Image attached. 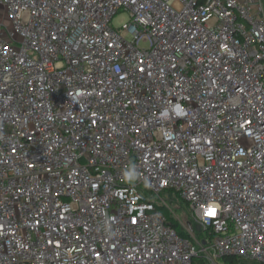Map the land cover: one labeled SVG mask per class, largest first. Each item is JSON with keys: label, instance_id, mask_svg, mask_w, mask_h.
I'll list each match as a JSON object with an SVG mask.
<instances>
[{"label": "built area", "instance_id": "built-area-1", "mask_svg": "<svg viewBox=\"0 0 264 264\" xmlns=\"http://www.w3.org/2000/svg\"><path fill=\"white\" fill-rule=\"evenodd\" d=\"M0 11V264H264V0Z\"/></svg>", "mask_w": 264, "mask_h": 264}, {"label": "rangeland", "instance_id": "rangeland-1", "mask_svg": "<svg viewBox=\"0 0 264 264\" xmlns=\"http://www.w3.org/2000/svg\"><path fill=\"white\" fill-rule=\"evenodd\" d=\"M3 12L0 11V20L4 21L6 24H8L9 21L2 18ZM130 22V17L127 13L121 12L119 13L113 20V27L117 30L122 31L123 26L125 24H128ZM142 48H146L147 45L142 44ZM163 198H165L168 201V205L170 206L171 210L175 213V215L179 218L181 221V224L179 222H174L173 225L175 226L176 230L181 232H188V229L190 228L191 224V217L189 215V209L185 203L182 201H178V199L174 195H165L163 194ZM165 213L170 217L173 216L172 213L168 210L165 211ZM193 233L191 235L193 242L195 243L197 249H198V256L194 261V264H205L206 262V256L209 255L208 252L204 251L205 245L203 244V239L205 234H203L202 229L198 227L196 224H192ZM244 264H260L257 262H253L247 259L241 260ZM216 263L225 264L224 260L215 261Z\"/></svg>", "mask_w": 264, "mask_h": 264}, {"label": "trees", "instance_id": "trees-1", "mask_svg": "<svg viewBox=\"0 0 264 264\" xmlns=\"http://www.w3.org/2000/svg\"><path fill=\"white\" fill-rule=\"evenodd\" d=\"M182 235H186L185 232L181 231L180 232ZM225 264H244L239 258L237 257H226L223 259Z\"/></svg>", "mask_w": 264, "mask_h": 264}]
</instances>
